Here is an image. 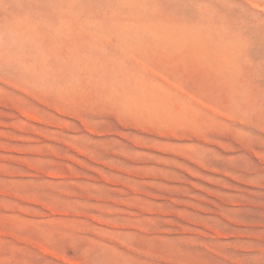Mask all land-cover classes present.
<instances>
[{"label": "rangeland", "instance_id": "obj_1", "mask_svg": "<svg viewBox=\"0 0 264 264\" xmlns=\"http://www.w3.org/2000/svg\"><path fill=\"white\" fill-rule=\"evenodd\" d=\"M0 264H264V0H0Z\"/></svg>", "mask_w": 264, "mask_h": 264}]
</instances>
